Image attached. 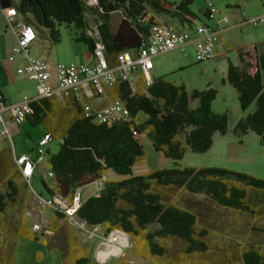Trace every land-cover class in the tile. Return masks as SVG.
Instances as JSON below:
<instances>
[{"label":"trees","instance_id":"1","mask_svg":"<svg viewBox=\"0 0 264 264\" xmlns=\"http://www.w3.org/2000/svg\"><path fill=\"white\" fill-rule=\"evenodd\" d=\"M192 2L0 0V7H14L25 23L39 30L48 29L53 44L61 41L59 26L74 27L75 41L85 43L93 56L101 43L108 67L114 68L122 52L139 55L149 41L153 26L169 25L159 19L160 15L195 27ZM90 19L96 22V31L91 29ZM188 45L177 49L185 50ZM254 49V60L248 49H238L240 65L229 62L224 81L237 90L244 111L255 104L253 112L238 119L233 132L242 136L252 131L264 145V52H258L256 46ZM152 80L147 85L144 79L143 85L136 89L131 79H117L113 85L105 86L99 95L107 94L111 103L119 101L124 112L110 122L96 117L95 111L105 106L99 109L91 105L92 112L87 114L85 106L90 102L85 95L77 97L73 92H62L61 101L56 93L37 96L30 104L33 112L24 122L33 127L44 125V134L50 133L53 140H59L58 151L47 155L48 170L54 174L56 187L49 186L44 179L43 185L51 195L72 200L78 188L100 184L95 193L82 200L76 212L78 218L88 229L100 227L106 235L114 231L127 234L140 252L161 264H264L261 243L213 241L211 224L202 225L197 208L178 201L184 193L200 195L238 214L264 216V178L223 167L179 164L186 149L207 152L216 134L228 132V113L216 112L212 106L218 90L209 85L189 92L184 83L165 77L152 76ZM145 139L156 151L172 159L175 166L135 174L134 166L145 157ZM1 153L0 213L18 199V182L22 179L20 169L11 160L10 149ZM6 172L13 176L1 180ZM108 172L115 176L108 177ZM53 212L52 230L36 232L24 228L23 234L38 239L40 234L48 235L47 231L57 233L58 219L64 220L66 214L57 208ZM66 226V232L72 231L67 222ZM250 229L264 236L263 225L252 224ZM66 243L64 251L60 247L64 264H97L85 255L73 232H67ZM73 244L80 249L72 252ZM123 264L134 263L126 260Z\"/></svg>","mask_w":264,"mask_h":264},{"label":"rangeland","instance_id":"2","mask_svg":"<svg viewBox=\"0 0 264 264\" xmlns=\"http://www.w3.org/2000/svg\"><path fill=\"white\" fill-rule=\"evenodd\" d=\"M167 1L179 2L180 0ZM211 1L218 12L215 19H209L205 14L207 0H193L190 8L195 14L196 24L205 23L216 26L217 19L225 16L230 18V23H228L230 28L221 32L225 42L220 45V55L200 62L196 59L195 51L191 47H186L185 50L176 49L154 56V69L151 73L155 78L165 77L172 82L184 83L189 92L195 89L202 90L212 85L218 90L217 97L213 101V109L216 112H227L229 115L226 135H217L214 144L207 152L195 153L186 149L183 159L179 160L180 166L223 167L264 178V145L260 137L252 131L243 136H237L233 132L243 109L239 104L237 90L229 82L224 81L228 63L239 64L238 49H248L253 56L252 60H254L255 45L264 42L263 28L250 23L237 25L242 20L261 15L264 11V0ZM13 2L16 3L18 0H13ZM1 12L0 7V83L7 84L8 91L12 96L10 102H14L24 96L36 95L35 82L29 79L26 74L17 72L18 68L23 66L19 64L20 58H16L14 61L8 60V52L12 49L16 37L11 26L7 23L8 21L2 19ZM17 13L18 17H22L18 11ZM160 17L163 20L171 19L164 14ZM90 22L91 29L96 31V22L92 19ZM176 23L177 19H174V24L176 25ZM34 29L37 37L29 46L30 55L45 60L51 67V72L56 70L57 64H93L95 59L88 46L83 42L75 41L77 30L74 27L59 26L61 41L58 44H53L50 41L48 29L40 28L39 30L35 27ZM254 110L255 104H252L249 111L253 112ZM44 130V125L33 127L29 123H25L13 136L12 143L0 137V149L14 146V150L18 154L27 153L35 157L34 148L40 133ZM143 143L145 157L143 162L134 166L135 174L145 173L148 167L149 169H158L175 166L174 161L156 151L148 139H145ZM58 149L59 140L54 139L50 143L47 155L56 153ZM47 169L48 165L44 166L43 173H46ZM107 176L114 177L115 175L108 172ZM43 179L49 186L56 187L53 178L48 177L47 174L44 177L40 173L36 174L31 185L24 179L22 186L26 190L28 203L25 202L23 208L20 198L14 203H9L0 213V223L4 225L7 221L10 226L14 221L13 226L14 224L20 226V221L24 216V221L27 218L30 219V226L34 222L42 221L45 227L40 232L46 228L52 230L54 208L43 205L41 198H38L40 196L48 201L52 197L43 185ZM99 185L94 183L78 190L77 193L81 200L95 193L100 188ZM178 201L182 205L190 204L197 208L200 223L204 226L211 224L214 232L213 241L237 240L241 243L252 241L264 246V236L253 233L250 229L252 224L264 226V216L255 218L238 214L227 208L214 205L205 196L200 195L193 196L184 193L180 195ZM1 217L5 219L3 220ZM66 218L58 219L59 229L56 233L53 228L54 231L50 235L52 238L47 234H40L38 239H34L13 227L8 228L6 225L0 227V264H64L61 249L64 251L67 246V232L75 234L85 255L97 264H123L126 260L134 264H161L160 261H154L148 254L144 255L140 252L127 234L125 236L120 234L121 232L114 231L106 235L100 227L88 229L86 224L78 218L76 212L72 216V225ZM66 222L72 231L66 232ZM71 248L72 252L80 249L77 244H73Z\"/></svg>","mask_w":264,"mask_h":264},{"label":"built area","instance_id":"3","mask_svg":"<svg viewBox=\"0 0 264 264\" xmlns=\"http://www.w3.org/2000/svg\"><path fill=\"white\" fill-rule=\"evenodd\" d=\"M205 12L209 19L216 18L218 12L211 0H207ZM16 14L17 11L15 8L6 10L7 21L13 25L17 37V44L9 57L10 60H15L19 55L29 54V46L37 37V33L32 25L24 21H16L14 24L13 18ZM218 20L217 26L213 27L205 23L199 24L195 25L193 31L177 30L171 25H155L152 28L148 43L141 48L139 55L135 57L130 52H122L119 54L118 64L114 68L108 67L103 54V46L101 43H98L94 53L95 60L93 64H58L56 69V86H53L50 82L51 73L48 63L40 58L30 59L28 63L20 67L17 71L26 74L36 83L37 95L33 98L24 96L18 102H7L0 92V137L11 135V129L18 127L24 122L26 116L33 112L30 104L37 96L44 97L55 93L73 92L77 97L85 95L87 98H91L99 95V93L101 94L105 86L113 85L117 79H131L134 71L138 67L142 70L146 84L150 85L153 81L151 75L154 66L153 57L177 48H182L190 44V42L194 43L196 59L198 61H206L214 58L219 36L225 29L224 26L219 24ZM243 22L264 28V11L261 15L250 18L249 20H243ZM223 23H229L228 17L223 18ZM85 109L87 114H90L93 108L90 103H87ZM95 113L100 121L105 122H110L124 114L123 107L119 101L111 103L101 110L95 111ZM51 140L52 136L48 133L44 134L38 141L36 146V160L38 163L47 164L46 149ZM15 162L22 176L28 182H31V179L36 174V161L27 154H21L15 156ZM47 176L53 178L54 174L47 169ZM78 190L80 191V188L77 189L72 200L54 194L48 201L42 199V204L65 212L70 224H72L73 213L77 212L82 202L77 193ZM43 224L42 221L34 222L32 229L40 232L44 229Z\"/></svg>","mask_w":264,"mask_h":264},{"label":"crops","instance_id":"4","mask_svg":"<svg viewBox=\"0 0 264 264\" xmlns=\"http://www.w3.org/2000/svg\"><path fill=\"white\" fill-rule=\"evenodd\" d=\"M264 5V4H263ZM1 10H2V12H1V17H2V19H5L6 21H7V18H6V10L7 9H2L1 8ZM18 14V13H17ZM17 14H16V16H14V18H13V20H14V24H15V22L16 21H23V16L22 17H18L17 16ZM225 17H228V16H225ZM224 18V17H223ZM223 18L222 19H220V20H218L219 21V24L220 25H222V26H224L225 27V29L224 30H226V29H228V28H230V26H229V24L227 23H223ZM159 19L162 21V22H165V23H168L169 25H171V26H173V27H175V28H177V29H179V30H192L193 31V28H194V26L192 27V28H190V27H188L187 25H181L178 21H177V23H176V25L174 24V19H168V20H163L160 16H159ZM228 19H229V23H230V18L228 17ZM8 23V22H7ZM244 23H246V22H243L242 23V21H240V23H238L237 25H242V24H244ZM9 24V23H8ZM174 24V25H173ZM218 24V22L216 21L215 22V25H217ZM10 26H11V28H12V30H13V33L15 34V37H16V31L14 30V27H13V25L12 24H9ZM259 27V26H258ZM262 28V27H261ZM264 29V28H263ZM223 42H225V40H224V38H223V35L221 34L220 36H219V41L217 42V45H216V48H215V57L216 56H218V55H220L219 54V50H220V45L223 43ZM16 44H17V37H16V40H15V42H14V45H13V47H12V49L8 52V54H9V57H10V55H11V53H12V51H13V48L16 46ZM256 46V49H257V51L258 52H264V42H260L259 44H257V45H255ZM187 47H191L192 49H193V51H195V47H194V43L193 42H190V44L187 46ZM9 57H8V60L9 61H14V60H10L9 59ZM17 58H20L21 60H20V62H19V64H21V65H25L26 63H28L29 61H30V59H32V58H36V57H33V56H31L30 55V51H29V54H23V55H19V56H17ZM238 59H239V56H238ZM93 63H94V61H93ZM153 63H154V61H153ZM237 65H240V59H239V64H237ZM48 66H49V64H48ZM57 66H58V64L56 65V68L55 69H57ZM20 68V67H19ZM18 68V69H19ZM153 69H154V66H153ZM152 69V70H153ZM49 70H50V73H51V79H50V82H51V84L53 85V86H56V70H54V72H51V67L49 66ZM18 72V71H17ZM152 72V71H151ZM151 75H152V73H151ZM29 78V77H28ZM30 79V78H29ZM131 83H132V86H133V88L134 89H136V88H139V86H141V85H143V83H144V76H143V73H142V70H141V68L139 67L134 73H133V75H132V78H131ZM0 90H1V92L3 93V96H4V99L7 101V102H10L11 100H12V96H11V94H10V92L8 91V87H7V84L6 85H4V83H0ZM35 90L37 91V88H36V83H35ZM37 95V94H36ZM36 95H34V96H30L31 98H33V97H35ZM56 97H57V99L58 100H63L62 98H61V95L60 94H58V93H56ZM23 98V97H22ZM21 98V99H22ZM20 99V100H21ZM20 100H17V101H14V102H18V101H20ZM90 103H91V105L94 107V108H99V109H101L102 107H104V106H106L107 104H109V103H111L112 101L110 100V98H109V96L106 94H103V95H97V96H94V97H91V98H89V100H88ZM250 108V107H249ZM249 108L247 109V110H243V112L241 113V115H240V118L241 117H243V116H245V115H247L248 113H250V111H249ZM239 118V119H240ZM25 123H28V122H24V123H22V124H20L18 127H15V128H12L11 130V132H12V134L11 135H9V136H6V137H2V138H5V139H7V141H10L11 143H12V139H13V136L16 134V133H18L19 132V130H20V127L22 126V125H24ZM44 135V131L43 132H41L40 133V135H39V139H38V141L40 140V138L42 137ZM218 134H216L215 136H214V141H213V144H214V142H215V138H216V136H217ZM226 135V134H225ZM236 135V134H235ZM221 136H223V135H221ZM243 136V135H242ZM51 142H53V139L50 141V143ZM50 143H49V146L47 147V149L46 150H48L49 151V147H50ZM37 144H38V142H37ZM37 146V145H36ZM4 149H10V151H11V156H12V158H11V160L15 163V165L17 166V164H16V162H15V156L16 155H21V154H27V153H21V154H18L15 150H14V146H12V148H2V149H0V157H2V153H1V151L2 150H4ZM34 151H35V153H36V147L34 148ZM27 155H29V154H27ZM30 156V158H32L33 160H35L36 161V174H38V173H40L41 175H42V177L46 174V173H43V168H44V166H47V164L46 163H38L37 162V153H36V156L35 157H32L31 155H29ZM18 167V166H17ZM18 169H19V167H18ZM149 170V167H148V169L146 170V171H148ZM36 174L34 175V177H36ZM10 176H13V174L12 173H5L4 175H1V180H5L6 178H8V177H10ZM21 177H22V179L18 182V185L20 186V190H19V193H18V196H17V198H20V199H22L21 200V204H23V205H21L22 206V208H23V206H24V203L26 202V204L28 203V200H27V193H26V190H24L23 189V180L25 179L23 176H22V174H21ZM34 177L32 178V179H34ZM32 179H31V181H32ZM26 180V179H25ZM27 181V180H26ZM28 182V181H27ZM30 184L29 185H31V182H29ZM2 184V182L0 183V185ZM94 184V183H93ZM38 198L40 199L41 198V200L43 199L42 197H40V196H38ZM27 213V215H29L28 214V212H26ZM5 218H3V220H4ZM24 216H22V220L20 221V226L19 225H16V224H14V226L12 225V223H15L14 221L10 224V226H9V223L7 222V221H5V223H4V225L2 224V223H0V227H3V226H8V228H11V227H13V228H15L17 231H20L21 233H23V229L24 228H26L27 230L28 229H32V224H31V226H30V224H29V220L30 219H26L25 221H24ZM15 220V219H14ZM28 220V221H27ZM16 226V227H15ZM31 227V228H30Z\"/></svg>","mask_w":264,"mask_h":264},{"label":"flooded vegetation","instance_id":"5","mask_svg":"<svg viewBox=\"0 0 264 264\" xmlns=\"http://www.w3.org/2000/svg\"><path fill=\"white\" fill-rule=\"evenodd\" d=\"M1 219L3 218L1 217ZM43 232H45V230ZM47 233H49L48 235L50 236L53 232L47 231Z\"/></svg>","mask_w":264,"mask_h":264},{"label":"bare ground","instance_id":"6","mask_svg":"<svg viewBox=\"0 0 264 264\" xmlns=\"http://www.w3.org/2000/svg\"><path fill=\"white\" fill-rule=\"evenodd\" d=\"M46 171H47V170H46ZM46 174H47V172H46ZM38 220H39V219H38ZM44 227H45V226H44ZM44 227H43V228H44ZM47 227H48V226H47Z\"/></svg>","mask_w":264,"mask_h":264},{"label":"clouds","instance_id":"7","mask_svg":"<svg viewBox=\"0 0 264 264\" xmlns=\"http://www.w3.org/2000/svg\"><path fill=\"white\" fill-rule=\"evenodd\" d=\"M243 21V20H242ZM54 195V194H53Z\"/></svg>","mask_w":264,"mask_h":264}]
</instances>
